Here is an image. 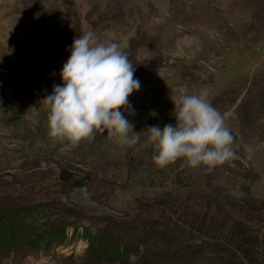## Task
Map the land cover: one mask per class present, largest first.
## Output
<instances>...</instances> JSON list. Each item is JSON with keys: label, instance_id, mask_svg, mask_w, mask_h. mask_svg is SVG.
<instances>
[{"label": "rangeland", "instance_id": "1", "mask_svg": "<svg viewBox=\"0 0 264 264\" xmlns=\"http://www.w3.org/2000/svg\"><path fill=\"white\" fill-rule=\"evenodd\" d=\"M89 30L133 64L134 132L175 126L173 90H207L235 166L160 169L145 134L107 130L61 154L44 99ZM60 169L128 215L69 202ZM0 264H264V0H0Z\"/></svg>", "mask_w": 264, "mask_h": 264}, {"label": "clouds", "instance_id": "2", "mask_svg": "<svg viewBox=\"0 0 264 264\" xmlns=\"http://www.w3.org/2000/svg\"><path fill=\"white\" fill-rule=\"evenodd\" d=\"M60 77L62 85H53L44 101L49 108L48 134L61 143V154L107 130L109 138L127 147L135 146L145 134L153 147V163L160 169L183 160L192 169L211 173L226 164L234 167L240 159L234 135L204 89L190 92L181 86L173 90L175 126L166 124L161 130L154 125L134 132V124L125 115H135L129 97L140 88L133 64L118 43L100 42L91 30L74 38ZM246 151L247 159H252L251 150Z\"/></svg>", "mask_w": 264, "mask_h": 264}, {"label": "water", "instance_id": "3", "mask_svg": "<svg viewBox=\"0 0 264 264\" xmlns=\"http://www.w3.org/2000/svg\"><path fill=\"white\" fill-rule=\"evenodd\" d=\"M59 175L65 181V185L68 189L67 200L71 203L76 204L82 208H86L89 211L94 212H102L103 214L113 215L115 217H126L128 214L119 213L105 204H99L92 200V194L87 193L86 182L88 181L87 175H81L79 173H74L70 171H66L65 169L59 170ZM63 188L62 190H64ZM155 206L159 205L163 207L164 204L154 203Z\"/></svg>", "mask_w": 264, "mask_h": 264}, {"label": "flooded vegetation", "instance_id": "4", "mask_svg": "<svg viewBox=\"0 0 264 264\" xmlns=\"http://www.w3.org/2000/svg\"><path fill=\"white\" fill-rule=\"evenodd\" d=\"M51 190H53V189H52V188H50V190H47V191H51ZM57 191H58V189H57ZM66 198H68V197H67V195H66ZM92 199H93V197H92Z\"/></svg>", "mask_w": 264, "mask_h": 264}]
</instances>
